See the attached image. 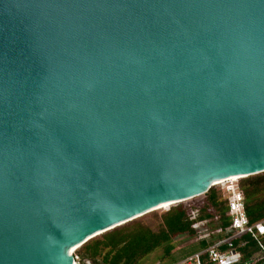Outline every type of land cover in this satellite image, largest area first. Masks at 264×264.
<instances>
[{"label":"water","instance_id":"obj_1","mask_svg":"<svg viewBox=\"0 0 264 264\" xmlns=\"http://www.w3.org/2000/svg\"><path fill=\"white\" fill-rule=\"evenodd\" d=\"M263 173L264 0H0V264Z\"/></svg>","mask_w":264,"mask_h":264},{"label":"trees","instance_id":"obj_2","mask_svg":"<svg viewBox=\"0 0 264 264\" xmlns=\"http://www.w3.org/2000/svg\"><path fill=\"white\" fill-rule=\"evenodd\" d=\"M237 186L244 197L248 223L254 225L264 220V173L238 180ZM218 187H212L205 195L198 197L201 198L200 203L196 201L197 198L191 200L192 208L181 203L161 210V222L156 225L155 230L146 226L143 218L154 216L157 211L91 239L77 250V254L81 260L86 258L93 264H138L159 247H163L165 256L169 257L173 250L171 241L184 235L196 237L199 229L194 225L198 223L205 222L204 227L208 231L221 229V234L211 232L208 239H200L197 244L200 250L186 254L183 259L198 253L231 234L227 232L230 226L227 200ZM260 241L264 248V237ZM233 243L240 254L238 264H264V249H260L250 235H243ZM201 264L212 263L202 256Z\"/></svg>","mask_w":264,"mask_h":264},{"label":"built area","instance_id":"obj_3","mask_svg":"<svg viewBox=\"0 0 264 264\" xmlns=\"http://www.w3.org/2000/svg\"><path fill=\"white\" fill-rule=\"evenodd\" d=\"M222 192L223 197L227 200V211L230 218V226L227 228V232L231 233L230 236L217 240L198 253L183 259L179 264H201L202 256H205L212 264H238L240 254L235 250L233 241L243 235H250L260 249H264L260 241L264 237V220L254 225L248 223L244 211V197L238 186L234 187L233 183L226 184ZM198 224L205 226V222ZM198 224L194 225V227H197ZM212 233L221 234L222 231L221 229H217ZM71 256L74 264L82 263L80 256L77 254V250Z\"/></svg>","mask_w":264,"mask_h":264},{"label":"rangeland","instance_id":"obj_4","mask_svg":"<svg viewBox=\"0 0 264 264\" xmlns=\"http://www.w3.org/2000/svg\"><path fill=\"white\" fill-rule=\"evenodd\" d=\"M237 181H232L234 187L237 186ZM230 183L226 182L224 184H219L217 185L219 186L218 189L224 190L226 187V184H230ZM196 201L200 203L201 198H197ZM183 204L185 206L187 205V207H190V208H192V205H193L191 200L184 202ZM162 213L163 211L160 210V211H157V214H155L154 216H145L143 218V223L146 226H148L150 229L155 230L156 225L159 222H161L160 216ZM194 215H195V212H193L192 216ZM197 227L199 229V234L196 237L190 238L184 235V236H180L174 239L173 241H171L173 250L169 257L165 256L164 248L159 247L154 252L150 253L148 256L140 260L138 264H179L183 260V257L186 254H190L194 251L200 250V246L199 245L197 246L200 239L209 238L210 233L214 231V230L208 231V229L202 226V224H198ZM77 250H79V248ZM87 263L93 264L89 259H86V258L83 259L81 264H87Z\"/></svg>","mask_w":264,"mask_h":264},{"label":"bare ground","instance_id":"obj_5","mask_svg":"<svg viewBox=\"0 0 264 264\" xmlns=\"http://www.w3.org/2000/svg\"><path fill=\"white\" fill-rule=\"evenodd\" d=\"M232 181H237L236 179H230L229 181H227V183H232ZM224 183H226L225 181H220V182H218V183H215V184H224ZM230 183V184H231ZM168 208V207H167ZM165 209H166V207H165ZM78 248H80V247H75V248H72L70 251H69V253H70V255H72V253L73 252H75Z\"/></svg>","mask_w":264,"mask_h":264},{"label":"flooded vegetation","instance_id":"obj_6","mask_svg":"<svg viewBox=\"0 0 264 264\" xmlns=\"http://www.w3.org/2000/svg\"><path fill=\"white\" fill-rule=\"evenodd\" d=\"M83 261V260H82Z\"/></svg>","mask_w":264,"mask_h":264}]
</instances>
